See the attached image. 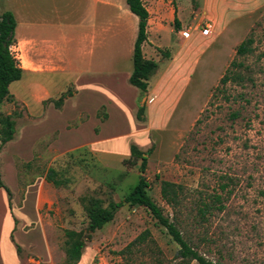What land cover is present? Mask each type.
Returning <instances> with one entry per match:
<instances>
[{
  "label": "rangeland",
  "instance_id": "1",
  "mask_svg": "<svg viewBox=\"0 0 264 264\" xmlns=\"http://www.w3.org/2000/svg\"><path fill=\"white\" fill-rule=\"evenodd\" d=\"M210 1L180 0L185 10L182 14L187 17L185 28L167 22L169 15L149 20L147 55L164 61L172 50L185 46L190 48V56L186 53L190 64L180 82L179 89L183 86L184 92L164 105L168 109L143 111L142 120L132 119L125 130L118 116L108 124L112 134L124 130L119 135L122 143L133 141L145 152L148 164L142 173V159L137 154L103 155L90 145L63 152L54 147L59 121L42 123L47 108H56L59 99L42 102V84L57 96L75 77L70 80L68 74H57L43 79L42 61L35 64L30 60L35 48L42 59V44L24 36L33 32L42 38V16L65 14L78 19L85 0H0V16L11 10L18 23L11 50L25 71H31L11 83L14 98L0 104V173L12 191L10 206L0 187V264H71L66 250L79 241L86 245L77 264H161L160 259L168 264L178 244L146 207L125 202L142 174L149 182L148 193L170 218L174 212L161 194V183L170 180L184 185L186 200L180 218L192 231L200 252L214 264H264V3L242 5L217 28L215 21L201 18L212 7ZM175 2L170 0V6ZM144 3L152 10L150 0ZM110 19L111 35H105V50L100 48L97 59L105 60L106 67L109 61L110 68H128L129 72L138 17L126 0H112ZM29 23L34 28L27 33ZM206 23L214 26L212 34L204 42H196L194 37ZM155 29L160 37L153 35ZM184 30L190 31L191 37L184 36ZM249 37L253 39L252 51L239 58L249 78L244 84L229 83L226 92L212 97L236 59L237 47ZM168 68L162 67L161 72ZM73 91L74 87L70 88L66 98ZM236 111L240 114L233 118ZM105 113L101 106L95 117L104 121ZM7 116L15 122L16 132L13 140L2 143L6 136L2 117ZM52 119L57 121L54 116ZM88 119L90 114L84 111L69 119L66 128ZM86 126L84 136L88 138L92 120ZM98 130L96 124L95 133ZM49 167L57 170L60 186L46 180ZM216 194L223 195L222 204L214 201ZM202 200L212 204V212L203 220L198 212ZM220 205L224 208L219 209ZM97 207L111 209L114 218L91 232L89 212ZM146 229L151 231L156 249L145 243L124 258L120 251Z\"/></svg>",
  "mask_w": 264,
  "mask_h": 264
},
{
  "label": "crops",
  "instance_id": "2",
  "mask_svg": "<svg viewBox=\"0 0 264 264\" xmlns=\"http://www.w3.org/2000/svg\"><path fill=\"white\" fill-rule=\"evenodd\" d=\"M112 0H85L82 15L79 14L78 19H73L69 15H59L58 17H43L42 16V38L35 37L33 32H30L33 27L31 23L28 27L24 26L26 34L24 36L29 39H35L38 44H42V59L40 58L39 49L35 48L31 52V61L38 64L42 61V78L57 74L70 75L68 88L62 92H57V96L52 95L47 86L42 84V102L48 98L61 97L66 94L70 88L74 87L72 95H68L64 99V103L60 108L50 106L45 112V122L48 125H53L56 122L60 133L58 139L54 142V147H57L63 152L72 150L78 147L90 145L96 152L103 155L120 154L129 156L131 154V145L133 141H125L119 139V135L124 134V130L130 124L129 121L136 119L140 105H144L145 111L162 112L168 109L166 103L176 99L177 96L183 94L184 89L180 82L183 76V70L189 69L190 48L181 46L177 51H171L170 56L163 60L159 56L150 57L145 49V41L143 44V53L146 59H153L158 62V68L149 79L148 90L142 92L138 87L132 85L129 81L133 69L128 72V68L120 70L119 68H110L105 65V60L97 59V55L101 54L100 48L105 47V35L108 38L111 35V19L110 8ZM145 0H143L144 2ZM153 3V8L150 10L149 20L160 19L166 17L167 22H174L177 18L178 26L186 27L187 17H184L180 0H176L173 6H170V0H150ZM168 1V2H167ZM212 7L202 15L201 18L215 21V26L219 28L225 21L226 17L237 12V8L242 5L258 6L264 3V0H211ZM210 1V2H211ZM126 4L127 0H126ZM145 5V3H144ZM102 6V7H101ZM105 7L108 9L106 17ZM129 7V5H128ZM245 8V7H244ZM130 10V9H129ZM199 14L192 19L196 20ZM16 16V15H15ZM139 22V19H138ZM159 22V21H157ZM149 24V22H148ZM148 28V27H147ZM212 28L214 26L212 25ZM82 29V30H81ZM182 34L190 31H181ZM153 35L160 37V32L155 29ZM194 37L196 42H204L207 37L199 33ZM42 41V42H41ZM37 50V51H36ZM102 50H105L104 48ZM134 51V46H133ZM132 51V52H133ZM37 52V53H34ZM186 53L188 55H186ZM105 54V52H104ZM104 59V57H103ZM165 66H164V65ZM162 67H169L164 72H161ZM174 68L175 71H172ZM182 69V70H181ZM126 71V72H125ZM25 72H31L26 70ZM162 102V103H161ZM164 107H160V106ZM105 106L107 118L104 121L95 117L96 111ZM152 109V110H150ZM87 111L90 114V119L81 123L79 126L67 129L68 120L75 118L80 113ZM55 117L57 121L52 119ZM120 117L119 125H124V130L118 135L112 134L109 122L112 117ZM92 120L93 128L91 127V135L85 138V128L88 122ZM136 121V120H134ZM137 121L138 120L137 118ZM98 124V133H95L94 127ZM128 133V132H126ZM85 135V136H84ZM125 144V145H124ZM44 180H42V185Z\"/></svg>",
  "mask_w": 264,
  "mask_h": 264
},
{
  "label": "trees",
  "instance_id": "3",
  "mask_svg": "<svg viewBox=\"0 0 264 264\" xmlns=\"http://www.w3.org/2000/svg\"><path fill=\"white\" fill-rule=\"evenodd\" d=\"M130 11L135 14L138 19V33L134 43L133 51V72L130 76V83L138 87L142 92L148 90L149 79L155 73L158 68V62L153 59H146L143 53V44L148 38V22L150 13L145 7L143 0H127ZM175 22L178 20L175 18ZM17 19L15 13L11 10L4 11L0 16V104L6 100H11L14 96L10 93V85L12 82L21 80L24 76L25 69L20 64L17 57L11 50L12 45L16 42V28ZM251 37L242 41L237 47L236 59L232 61L228 67L226 73L221 78L219 85L214 89L213 96L216 97L223 94L229 83L234 84H244V81L249 78V76L244 73L243 67L244 62L239 60L241 57H246L252 51ZM72 95L71 92L68 93ZM225 95V94H224ZM67 94H63L57 101L55 105L60 108L63 104L64 99ZM49 100V99H48ZM47 101V100H46ZM44 101V102H46ZM145 111L144 105H140L137 118L142 120L141 112ZM239 112L236 111L232 113L233 118L239 116ZM108 116L105 114L102 118L103 120ZM2 123L4 124L6 130V136H4L1 141L2 143H7L14 139V134L16 132L15 122L11 117H2ZM131 154L141 157L142 162L140 165V170L145 173L148 157L144 151L139 149L136 144H132ZM30 164V162L26 163ZM46 180L52 182L53 184L60 186L61 181L57 179V170L54 167H49ZM0 187L3 188L9 198V204L11 206L12 191L10 188L1 180L0 173ZM149 182L147 177L142 174L138 184L133 188V190L127 194L125 197V202L133 206H144L153 215L157 221L166 228L172 239L178 244L179 249L172 259H167L168 264H191L193 261H197L199 264H214L213 261L209 260L204 254L199 250V244L196 243L195 237L191 230L183 225V221L180 218L182 213L183 204L186 200L185 187L170 180H163L161 183V194L164 200L172 207L174 216L170 218L167 216L163 209L153 200V198L148 193ZM226 188V185H223ZM223 195H214V201H218L220 204L223 202ZM202 203L204 205L202 206ZM201 205L198 208V212L201 215V220L206 218V214L212 212V204L202 200ZM221 206V208H220ZM219 209H223V205H220ZM114 218L113 211L111 209L97 207L90 210L89 212V228L91 232H95L98 229L103 228L105 224L110 222ZM15 223H17L15 219ZM13 238V235H11ZM149 243L151 248L156 249V242L152 237V233L149 229L144 230L140 235H138L133 241H131L125 249L120 251V254L124 258L131 257L135 250H137L141 245ZM86 245L85 241H79L77 243H72L68 246L66 250L67 261L71 264H77L82 258V250ZM18 251H20V246L17 245ZM160 254H162L161 249H157ZM161 264H164V260L160 259Z\"/></svg>",
  "mask_w": 264,
  "mask_h": 264
},
{
  "label": "built area",
  "instance_id": "4",
  "mask_svg": "<svg viewBox=\"0 0 264 264\" xmlns=\"http://www.w3.org/2000/svg\"><path fill=\"white\" fill-rule=\"evenodd\" d=\"M200 33L204 37H209L212 34V25L206 23V25L200 30ZM184 36L189 37V32L184 33Z\"/></svg>",
  "mask_w": 264,
  "mask_h": 264
}]
</instances>
